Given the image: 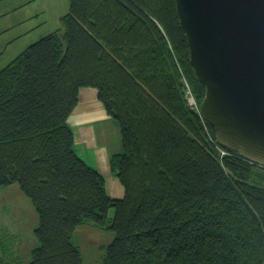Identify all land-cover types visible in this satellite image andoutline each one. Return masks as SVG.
Instances as JSON below:
<instances>
[{
  "label": "trees",
  "instance_id": "obj_1",
  "mask_svg": "<svg viewBox=\"0 0 264 264\" xmlns=\"http://www.w3.org/2000/svg\"><path fill=\"white\" fill-rule=\"evenodd\" d=\"M68 2L59 27L0 68V189L30 201L39 241L28 262L11 259L0 228V264H81L72 234L110 209L102 264H264V167L218 145L200 116L174 0ZM86 87L118 126L122 199L73 148Z\"/></svg>",
  "mask_w": 264,
  "mask_h": 264
},
{
  "label": "water",
  "instance_id": "obj_2",
  "mask_svg": "<svg viewBox=\"0 0 264 264\" xmlns=\"http://www.w3.org/2000/svg\"><path fill=\"white\" fill-rule=\"evenodd\" d=\"M215 142L264 167V0H174Z\"/></svg>",
  "mask_w": 264,
  "mask_h": 264
},
{
  "label": "crops",
  "instance_id": "obj_3",
  "mask_svg": "<svg viewBox=\"0 0 264 264\" xmlns=\"http://www.w3.org/2000/svg\"><path fill=\"white\" fill-rule=\"evenodd\" d=\"M61 3L60 0L55 3L46 0H0V68L36 38L60 26V18L66 14L65 4ZM51 4L56 6L51 8ZM68 124L77 156L104 177L110 197L122 199L123 188L109 167V157L121 152L118 126L105 112L94 88L78 90L77 104L68 117Z\"/></svg>",
  "mask_w": 264,
  "mask_h": 264
},
{
  "label": "rangeland",
  "instance_id": "obj_4",
  "mask_svg": "<svg viewBox=\"0 0 264 264\" xmlns=\"http://www.w3.org/2000/svg\"><path fill=\"white\" fill-rule=\"evenodd\" d=\"M46 1L55 3L58 0ZM60 3L65 4L64 13H68V0H60ZM50 6L52 8L56 5L51 4ZM1 22L2 19H0ZM38 39L36 38L33 42ZM260 186H264V183ZM113 212V209L108 211L107 222L102 226L85 220L75 229L71 243L80 253L81 264L103 263L106 246L114 237V232L107 228ZM37 223L38 218L34 207L16 184L0 189V228L8 246L9 258L20 259L23 262L30 260L31 250L39 246V241L33 233Z\"/></svg>",
  "mask_w": 264,
  "mask_h": 264
},
{
  "label": "built area",
  "instance_id": "obj_5",
  "mask_svg": "<svg viewBox=\"0 0 264 264\" xmlns=\"http://www.w3.org/2000/svg\"><path fill=\"white\" fill-rule=\"evenodd\" d=\"M186 98H187L189 106L192 109H197V105H196L195 99H194L193 95L191 94V91L189 90L188 87H187V90H186ZM219 151H220L221 156L225 155V152L223 150H219Z\"/></svg>",
  "mask_w": 264,
  "mask_h": 264
}]
</instances>
